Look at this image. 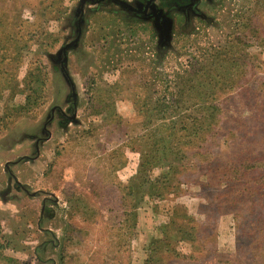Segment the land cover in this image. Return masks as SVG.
<instances>
[{"label": "rangeland", "instance_id": "rangeland-1", "mask_svg": "<svg viewBox=\"0 0 264 264\" xmlns=\"http://www.w3.org/2000/svg\"><path fill=\"white\" fill-rule=\"evenodd\" d=\"M146 1L0 0V31H35L30 49L48 71L40 111L0 132V264H264V175L246 170L264 156V0ZM233 34L246 55L203 148L141 169L143 97L174 94L189 57ZM169 165L178 172L150 194ZM138 175L136 197L125 187ZM246 187L253 195L232 204ZM183 225L193 242H177ZM153 239L177 252H154Z\"/></svg>", "mask_w": 264, "mask_h": 264}, {"label": "trees", "instance_id": "trees-1", "mask_svg": "<svg viewBox=\"0 0 264 264\" xmlns=\"http://www.w3.org/2000/svg\"><path fill=\"white\" fill-rule=\"evenodd\" d=\"M35 33L34 31L23 35H13L0 31V132L19 117L35 116L43 106L48 71L46 65L30 49L31 43H37L41 39ZM229 37L232 38L229 45L218 47L215 50L211 49L210 53L205 50L197 56L198 63L195 65H193L194 56L189 57L190 59L185 65L186 68L182 70L183 77L178 82L174 94H163L152 106L149 105L148 97H143L142 105L144 107L140 113L144 115L143 124L147 125L148 122H151L152 130L147 134L150 144L141 169L146 166H154L157 161L163 163L167 156L173 155V153L185 156L186 152L181 151L182 146L193 145L196 147L195 149L203 148V142L211 133L212 127H215L214 122L221 112L215 100L219 92L224 91L225 85L231 86L230 82L233 76H230V71L240 67L238 56L241 55L243 58L246 55L244 49L247 42L244 41L243 36L233 34ZM30 55L32 56L28 60ZM26 58L27 66L22 69V72L20 68L26 62ZM225 77H229L227 81ZM234 81L236 82L237 79ZM19 94L24 96L21 103L15 101V97ZM98 99L96 96V104H99L94 108L96 115L102 114L106 106L103 99ZM189 100H193L192 107L189 109L191 112L184 113L181 110V105L186 104ZM107 111L110 110L107 109ZM189 115L190 122L189 119H186ZM252 162L253 166L246 170H255L258 164L264 175V156L262 159H252ZM178 170L179 168L169 165L168 173H163L164 176L161 180L163 182L153 181L150 184L149 193H158L161 189L166 188L170 183V177H174ZM243 174L237 169V179H240ZM144 184L143 177L142 181L139 175L136 176V179L134 177L132 184L125 187L132 189L127 191V194L130 195L132 192V195H135L136 191V197L139 196L140 188ZM263 184L264 176L260 181V189L264 188ZM253 193L254 191L248 187L238 190L232 204L244 201L245 197H251ZM186 226H192V224L186 222ZM193 227L197 229L196 224ZM185 229L184 225L177 229L173 228L179 238L177 242H183L185 239H189L191 242L195 240L196 230L189 235ZM163 241L161 245L157 246L155 239L152 240L151 245L154 252L156 251L158 254L166 251L177 252L176 247L173 248V245L163 243Z\"/></svg>", "mask_w": 264, "mask_h": 264}, {"label": "flooded vegetation", "instance_id": "flooded-vegetation-1", "mask_svg": "<svg viewBox=\"0 0 264 264\" xmlns=\"http://www.w3.org/2000/svg\"><path fill=\"white\" fill-rule=\"evenodd\" d=\"M146 4H147V7L150 8V7L152 6V4H153V3H152V0H147V1L145 2L144 7L142 6L143 9H145V8L147 9Z\"/></svg>", "mask_w": 264, "mask_h": 264}]
</instances>
